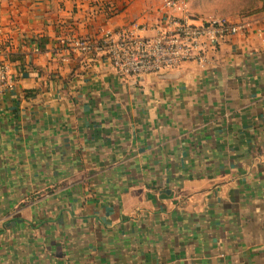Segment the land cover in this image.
Returning <instances> with one entry per match:
<instances>
[{
	"label": "crops",
	"instance_id": "0c3cea01",
	"mask_svg": "<svg viewBox=\"0 0 264 264\" xmlns=\"http://www.w3.org/2000/svg\"><path fill=\"white\" fill-rule=\"evenodd\" d=\"M142 11L0 0L21 73L0 94V264H264V11L229 18L251 35L205 68L121 74L65 44Z\"/></svg>",
	"mask_w": 264,
	"mask_h": 264
},
{
	"label": "built area",
	"instance_id": "2783aa9c",
	"mask_svg": "<svg viewBox=\"0 0 264 264\" xmlns=\"http://www.w3.org/2000/svg\"><path fill=\"white\" fill-rule=\"evenodd\" d=\"M113 9L116 10V5ZM190 12L187 0H167L155 23L144 19L129 21L119 27L103 28L95 40L70 36L65 44L78 54L106 56L121 74L140 75L177 69L186 63L205 68L234 37L251 35L247 25L224 18L194 20ZM63 24L60 20L57 26L63 28ZM20 77V70L13 71L0 59V94L13 89Z\"/></svg>",
	"mask_w": 264,
	"mask_h": 264
},
{
	"label": "rangeland",
	"instance_id": "374dc122",
	"mask_svg": "<svg viewBox=\"0 0 264 264\" xmlns=\"http://www.w3.org/2000/svg\"><path fill=\"white\" fill-rule=\"evenodd\" d=\"M115 1V0H113ZM131 0H126V2ZM137 1L143 11L137 18V20H146L150 23H155L159 10L167 0H132ZM191 12L190 16L194 20H208L211 18H225L229 21V18L241 16L244 11L249 10V5L255 3L256 0H187ZM244 10V11H243ZM246 15V13H244ZM248 14V13H247Z\"/></svg>",
	"mask_w": 264,
	"mask_h": 264
},
{
	"label": "trees",
	"instance_id": "16d2710c",
	"mask_svg": "<svg viewBox=\"0 0 264 264\" xmlns=\"http://www.w3.org/2000/svg\"><path fill=\"white\" fill-rule=\"evenodd\" d=\"M263 11H264V0H256L255 3H251L249 5V10L244 11L241 16L250 17V16H253V15L260 14ZM244 13H246V15Z\"/></svg>",
	"mask_w": 264,
	"mask_h": 264
}]
</instances>
